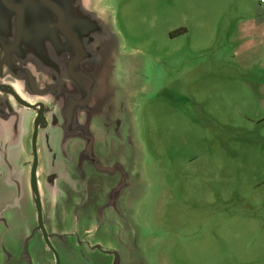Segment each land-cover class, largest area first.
<instances>
[{
	"label": "rangeland",
	"instance_id": "obj_1",
	"mask_svg": "<svg viewBox=\"0 0 264 264\" xmlns=\"http://www.w3.org/2000/svg\"><path fill=\"white\" fill-rule=\"evenodd\" d=\"M17 1L22 68L52 74L41 9ZM64 3L90 97L67 128L55 94L34 152L35 115L0 93V264H264V30L236 37L264 0Z\"/></svg>",
	"mask_w": 264,
	"mask_h": 264
},
{
	"label": "flooded vegetation",
	"instance_id": "obj_2",
	"mask_svg": "<svg viewBox=\"0 0 264 264\" xmlns=\"http://www.w3.org/2000/svg\"><path fill=\"white\" fill-rule=\"evenodd\" d=\"M49 1L58 7L59 12L58 13L55 12V10L51 6L44 3L42 0H37V6L40 7L42 16L40 17L39 20L36 21L37 23L40 24V27L37 26L39 32L34 30L36 34L33 36V38L35 36L37 37L38 35H42L45 41L51 42L49 49L53 54L57 56L56 59L54 60L55 64L57 65L55 66L54 71L52 70L53 73L52 74L43 73L44 76L42 80L44 82L41 85H36L35 80L30 75V71L28 72L27 71L28 69L26 70V68H22V86L21 85L19 86V84L16 82L15 79L14 81L16 82V84H14V86H11V84L9 85L7 82H3L0 84V93L7 94L10 98L13 99L16 106L29 109L35 115V119L33 122H34V130L37 125V132L39 128H46L47 116L50 115L51 118L53 117L52 114L53 111L55 110L54 107L58 106V105H53L52 103L55 98V94L58 96L60 100L59 101L60 106H58L59 110H57L58 115L62 114L68 119L66 125L67 128H68V124L70 125V122L72 120L71 115L74 114L76 111L75 107L78 108L84 107L87 104L90 97L89 94L84 93L81 90V87H85L88 85V81L85 80V78L80 81L79 87L75 86V84L72 82L75 78H77L78 75L83 74V70H84L82 64L83 61L81 62L80 57L82 55H85L88 50L87 47H85V44L83 43V39L78 38L74 34L75 22L76 20L78 21V17H77L78 13L76 10L71 9L70 5H65L64 2H60L59 0H49ZM60 3H63L68 8L67 9L65 8L66 9L65 10ZM13 4L19 6L18 3H13ZM19 4H21V6H19L20 7L19 9L22 12V19H24L26 14L23 9L22 2H19ZM4 9L10 11L6 7H4ZM71 16H74L75 19L71 18ZM14 23H15L14 25L15 37L11 36L9 38V35H11V31H10L4 37L0 38V45L3 46L2 54L0 56V62L3 59L5 60L2 71L0 73V78L1 75L3 74V70L4 69L8 70V68H10L8 63L15 65L13 61L14 53H11L7 48V46L3 43L8 42V40H11L12 38L13 42L15 43V46L17 47L20 41L22 40V32H20L21 30L20 27L22 26V22L20 27L18 28L16 24V14H15ZM41 26L45 27V30ZM78 27L80 28L81 25L78 24ZM26 28H27V32L29 33L31 29L30 25L27 26ZM74 36H76V38H74ZM45 41L42 40L40 43L38 42L37 43L43 45ZM28 42H32V41H28ZM7 64L8 66H6ZM10 70H12V68H10ZM29 78H31V82H29ZM58 82H60V84ZM29 83H31V85ZM57 84L59 85V87H54ZM25 86L28 87L29 91L28 89H26ZM78 100H80L81 102ZM76 101H78V103H76ZM86 150L88 153L90 152L89 144L87 145ZM89 164L92 165L94 169L98 171H103L101 170V168L104 167L98 165L96 163V160L92 158L91 154L89 155ZM106 171H111V168L109 167V169Z\"/></svg>",
	"mask_w": 264,
	"mask_h": 264
},
{
	"label": "crops",
	"instance_id": "obj_3",
	"mask_svg": "<svg viewBox=\"0 0 264 264\" xmlns=\"http://www.w3.org/2000/svg\"><path fill=\"white\" fill-rule=\"evenodd\" d=\"M8 1H10V2H13V3H19L17 0H8ZM60 1V0H59ZM32 2L34 3V4H37V0H32ZM60 2H64V0H62V1H60ZM63 7H64V9L66 8H68L67 6H65L63 3H60ZM65 9V10H66ZM6 11L7 13H9L10 14V17H8V19H9V22H8V24L10 25V28H9V26L6 24V22L4 21V26H6V28H8L9 30H11V35H9V38L12 36H14L15 37V31H14V25H15V23H14V20L12 19V12L11 11H7V10H5L4 9V6L2 5V3L0 2V12L1 11ZM262 30H264V21L263 22H261V23H258V22H256V21H246V22H243V23H240L239 24V30H238V32L236 33V37H240V38H242L244 41H247V39L249 40L250 39V37H251V35L253 34V33H260ZM6 34L4 33V31H2L1 32V37L0 38H2V37H4ZM22 40L20 41V43L18 44V46L16 47L15 46V43L13 42V40H12V38H11V40H8V42L6 43L9 47H14L13 49H14V51H16V52H14V63H15V65H16V68H17V71H16V73H10V72H12V70H10V68H8V72L10 73V75L12 76V77H14L15 78V80H16V82L19 84V86L21 85L22 86V55H19V53L20 52H18V50L20 49H22L21 48V46H22ZM4 44V43H3ZM28 45H30V43L28 42ZM16 47V48H15ZM2 48H3V46H1L0 45V56H1V54H2ZM21 54V53H20ZM51 73H53V71L51 72ZM30 75L33 77V79L35 80V83H36V85H41L44 81L42 80V78H43V73L41 72V71H39V72H31L30 71ZM20 88V87H19ZM22 89V88H21ZM24 92H25V90H24Z\"/></svg>",
	"mask_w": 264,
	"mask_h": 264
},
{
	"label": "water",
	"instance_id": "obj_4",
	"mask_svg": "<svg viewBox=\"0 0 264 264\" xmlns=\"http://www.w3.org/2000/svg\"><path fill=\"white\" fill-rule=\"evenodd\" d=\"M44 3L48 4L49 6H51L55 12H59L58 11V7L53 4L52 2H50L49 0H42ZM0 2L2 3V5L4 7H6L7 9H9L10 11H13L15 14H16V24H17V27L19 28L20 25H21V22H22V12L21 10L19 9L20 7L9 2L8 0H0ZM5 60L3 59L1 62H0V73L2 71V68H3V64H4ZM29 82H31V78H29ZM31 85V83H29ZM33 87V85H32ZM30 107V106H29ZM36 134H37V125L35 127V130H34V135H33V150L35 152V137H36ZM101 170L103 171H106L108 170V168H101ZM36 208H37V214H38V226H39V230L41 231L42 235H43V238L45 240V242L47 243L48 247L52 250V247L50 246L48 240H47V235H46V232L44 230V227L42 225V222H41V211H40V206H39V199H38V196L36 195ZM96 249H100L99 247H95ZM106 253H110V252H106ZM113 256H114V259H113V262L112 264H118V254L117 253H112Z\"/></svg>",
	"mask_w": 264,
	"mask_h": 264
}]
</instances>
